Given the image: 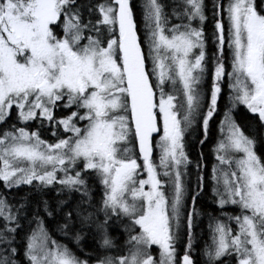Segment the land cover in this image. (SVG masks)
Instances as JSON below:
<instances>
[{
	"label": "snow or ice",
	"instance_id": "6c2138e0",
	"mask_svg": "<svg viewBox=\"0 0 264 264\" xmlns=\"http://www.w3.org/2000/svg\"><path fill=\"white\" fill-rule=\"evenodd\" d=\"M181 3L182 10L178 5L172 11L180 22L169 27L157 0H146V58L138 43L129 0H110L95 7L82 0H0V123H6L14 107L22 124L38 119L41 125L49 122L54 136L57 126L71 133L67 139L46 143L37 132L29 133L23 127L13 125L15 131H4L0 136V181L9 189L35 182L37 186L58 184L69 192H81L83 174L95 171L104 189L96 213L85 215L77 204L64 211L65 222L58 230L67 235L64 230L75 213L83 224H94L100 248L107 250L115 247L107 233L110 218H126V253L102 255L96 264H177L175 241L182 226L185 192L180 166L188 164L183 133L200 107L194 85L205 73L204 33L193 22L198 20L202 25L206 20L203 0ZM215 7L217 14L225 13L228 20L232 70L225 71L222 59L214 61L210 104L203 115V126L207 130L217 109L219 82L225 75L234 93L230 96L233 107L239 102L264 123V14L258 13L254 0H229L226 6ZM85 9L90 14L87 19ZM95 12L99 16L93 21L91 15ZM215 29L222 57L225 37L220 20ZM166 85L174 91H167ZM181 89L184 99L178 102L175 93ZM59 107L71 111L57 121L54 112ZM78 120L87 123L81 128ZM160 122L163 135L157 147L162 149L159 167L163 171L158 172L151 159V140ZM225 124L227 143L221 142L215 151L220 164L229 168L221 169L220 174L213 168L214 184H223V191L214 187L213 194L219 206L236 205L239 213L229 217L236 224L235 231L216 223L213 248H206L203 254L208 264H217L225 256H234L235 264H264V161L254 152L253 139L227 112L222 130ZM133 129L147 173V179L138 181L137 159L120 155L131 151L126 145ZM118 142L125 147L119 148ZM79 162L82 168L77 167ZM160 176L168 178L170 193L164 191L165 182ZM81 195L88 196L87 188ZM100 213L103 220L98 218ZM0 219L4 222L0 244L8 246L0 248V264H17V251L4 235L16 231L11 226L17 224L16 214L4 199H0ZM192 223L193 214L189 212V242L181 264H194L190 257ZM80 238L77 233V243ZM50 239L38 221L24 251L29 264H88L66 246L54 240L49 243ZM153 245L159 250V259L151 251Z\"/></svg>",
	"mask_w": 264,
	"mask_h": 264
},
{
	"label": "trees",
	"instance_id": "16d2710c",
	"mask_svg": "<svg viewBox=\"0 0 264 264\" xmlns=\"http://www.w3.org/2000/svg\"><path fill=\"white\" fill-rule=\"evenodd\" d=\"M108 1L110 0H82L83 3L91 4L93 7L96 4ZM131 1L134 10L140 6L141 1L140 3H138L139 0ZM158 1L164 7L170 6L169 3H166L167 0ZM216 4L221 3H219V0L203 1V12L206 17V20L202 24L205 43V59L203 61L205 66L203 77L205 88L204 113L208 111V99L211 95L214 61L222 59L225 71L230 72L232 60L228 44L225 43L223 45V56L221 57L218 45L215 42L218 38L215 29L216 21L220 20L222 22L223 34L225 33L224 30H227L229 26L227 19L223 18L224 13L220 12V14H217L219 10L215 7ZM261 4V0H255V7L259 14H263ZM133 14L139 42L143 54L147 58L146 46L143 40V29H141L143 27L141 23L144 13L135 10ZM89 15L87 9H85V18L87 19ZM98 16L99 13L95 12L91 15V18L95 21ZM166 16L169 18L170 14ZM193 24L195 23L193 22ZM57 33L60 35L61 30L57 29ZM219 86L221 92L218 94L217 109L209 120L207 130L202 125L197 135L191 138L186 135L184 139L189 163L185 167L186 174L183 180L185 188L184 204L186 208L184 210L185 218L182 219L181 234L178 237V243H176L177 264H180V258L185 254V248L189 242L187 226V214L189 212L193 214L190 257L193 259L194 264H208V260L203 253L206 248L211 249L214 225L218 221H223L226 217L235 216L233 207L219 206L217 197L213 194V188L216 187L212 179L213 168L216 164L214 149L217 144L220 123L225 113L229 110V81L227 75L222 77ZM68 112L69 110L63 107H59L58 109L60 118H63ZM231 115L235 124L241 128L242 132L253 139L254 151L258 158L264 161V124L259 121L257 115L249 113L242 106L235 107L231 111ZM13 125L16 128L23 127L34 131L37 129L42 136V129L38 126L37 120H32L26 125L20 123L15 108L11 110L6 123L0 125V132L3 130L15 131ZM202 140L203 143H201ZM135 153L136 155L139 154L136 148ZM83 178L85 179V185L82 187L81 192L84 188H87L88 196L86 197L82 196L81 192H69L66 189H62V186L58 184L45 187L42 185L37 186L33 182L32 185H20L9 189L5 188L3 182L0 181V199L6 200L11 206L13 213L16 214L17 224L11 225L15 227L16 231L14 233H4V235L12 240L11 247H14L17 251V255L14 257L17 264H29L24 256V251L27 238L36 229L38 221L42 222L51 241L54 240L66 246L76 257L81 260H87L88 264L96 263L102 255H123L126 253L129 246L126 244L128 233L125 231V226L128 224V221L124 217L118 218L113 216L110 218L106 226L107 233L115 247L107 250L100 248L98 243L100 236L94 224H83L76 217L75 213L72 215L73 222L64 230L67 232V235L58 230V226L65 222L64 211H67L69 208H74L79 204L86 215L88 212L96 213L97 208L100 206L104 189L98 182L97 176L94 172L87 171L83 174ZM194 196L195 200H193ZM81 201L85 202L81 203ZM45 204L48 207L47 212L45 211ZM49 212L52 213L51 216H49ZM95 218L97 217L94 216L93 219ZM98 218L103 220V213H100ZM120 219H123L122 226L117 222ZM116 222L119 224L120 229L116 227L118 226L115 224ZM3 224V220L0 219V229H3ZM77 233L81 237L78 243L75 240ZM6 247L8 246L0 244V248ZM217 264H235V258L234 256H225Z\"/></svg>",
	"mask_w": 264,
	"mask_h": 264
},
{
	"label": "rangeland",
	"instance_id": "374dc122",
	"mask_svg": "<svg viewBox=\"0 0 264 264\" xmlns=\"http://www.w3.org/2000/svg\"><path fill=\"white\" fill-rule=\"evenodd\" d=\"M262 1V4H261V9H262V13L264 14V0H261ZM146 3V0H144V3H143V6H144V4ZM228 3H229V0H228ZM227 3V4H228ZM254 4H255V0H254ZM144 10V9H143ZM172 11H173V9L172 10H170V17L168 18V20H169V24H173V23H175V22H180V21H178L177 19H176V17L175 16H173L172 15ZM259 13V12H258ZM194 23L195 24H193V26L194 27H198V28H201L202 27V25L199 23V21L197 20V21H194ZM143 24V27L141 28V29H143V40H144V43H145V46H146V53H147V57H148V52H149V48H148V44L146 43V40H147V36H148V28L146 27V24H145V19H144V16L142 17V23H141V25ZM202 29V28H201ZM60 35L62 36V31H61V33H60ZM93 35H95V33H93ZM216 35H218V33L216 34ZM104 36L106 37L107 36V33L105 32L104 33ZM217 42V41H216ZM105 46H106V40H105ZM195 52H197V54H198V49H196V50H194ZM148 66H149V68H151V61H148ZM231 69L230 70H232V67H230ZM213 74H214V71H213ZM203 77H204V74H203ZM153 84H155V81H153ZM194 87L197 89V91H198V93H199V95H200V107H199V109L197 110V112L196 113H194V115H193V120H192V124H191V126L190 127H188L185 131H184V133H183V143H184V151H185V155H186V157H187V159H188V156H187V153H186V145H185V137H186V135H188V137L190 136V138L191 137H194L195 135H197V133H198V131H199V129H200V127L203 125V115L204 114H206V113H204V101H205V88H204V82H203V79L201 80V82L199 83V84H196V85H194ZM176 88L177 89H179L180 88V86L177 84L176 85ZM166 89H167V91H172V89H173V87L171 86V85H166ZM175 94H177L178 95V92H176ZM229 94H230V96L231 95H234V93H232L231 92V89L229 88ZM210 98H211V95H210V97H209V99H208V107H209V104H210ZM156 99H157V103H158V100H159V93L157 92V94H156ZM183 94H182V89L179 91V96H178V102L179 101H183ZM229 103V110H228V114H229V116L231 117V119H232V121L234 122V120H233V118H232V115H231V111L235 108V107H237V106H242L246 111H248V109L244 106V105H242V104H239V102H236V104H235V106L233 107V103H232V101L230 100V98H229V101H228ZM14 108V107H13ZM12 110V109H11ZM11 110H10V112H11ZM158 110V109H157ZM81 111H83V110H81ZM249 112V111H248ZM249 113H251V112H249ZM69 114V113H68ZM67 114V115H68ZM251 114H253V113H251ZM129 115H130V113H129ZM255 115V114H254ZM61 119V118H60ZM225 120V116L223 117V120L222 121H224ZM29 122H31V121H29ZM29 122H27V123H29ZM26 123V124H27ZM77 123V126L78 127H84V125L87 123H85L84 121H77L76 122ZM235 123V122H234ZM2 123H0V125H1ZM25 124V125H26ZM44 137L43 136H41V134H39V132L37 131V129H35V131L34 130H29V129H25L26 131H28L29 133H31V132H37L38 133V135H39V138L41 139V140H44L46 143H55V142H57L58 141V139H67L69 136H71V133H66V132H64V130H63V127L62 126H57L56 127V129H55V131H56V135L54 136L53 135V128L52 127H50L49 126V122L48 121H44ZM80 124H82V125H80ZM264 124V123H263ZM4 131H7V130H3V131H1L0 132V136H2V134H3V132ZM163 135V130H162V132L161 133H159V134H157V136H155L154 137V139H153V143H152V149H153V152H152V156H151V159H152V161L154 162V164L156 165V167H157V171L158 172H160V171H163L162 169H160V167H159V164H160V155H161V152H162V149L161 148H159V147H157V141H159L160 140V137ZM226 137H227V126H226V124L223 126V130H222V122L220 123V126H219V132H218V137H217V144H216V146H215V149H217V147H218V145L221 143V142H224V143H227V140H226ZM130 139V142L126 145L129 149H131V151H129L127 154H124L123 152H121L120 153V155H126V156H129V157H132V158H135V159H137V163H138V165L140 166L138 169H137V181L140 179V178H143V179H147V173L146 172H144L143 171V160L142 159H140V155L138 154V155H136V153H135V148L137 149V151H138V145H137V142H136V140H135V136H134V129H133V135L129 138ZM117 146L119 147V148H121V149H123V147H125V145L122 143V142H118V144H117ZM214 149V150H215ZM253 150H254V147H253ZM255 152V151H254ZM139 153V152H138ZM222 154H226V153H222ZM216 155H217V153H216V151H215V157H216ZM234 155H239V154H235L234 153ZM188 163H189V160H188ZM79 164H80V166H79ZM82 162H79L78 163V165H77V167H79V168H82ZM185 165H181L180 166V172H181V174H182V178H183V180L185 179V174H186V169H185ZM214 167H216L217 168V170H218V174H220V170L221 169H223V170H228V168H229V166L227 165V164H224V165H221L220 164V161L219 160H217L216 159V164H215V166ZM233 167H235V165H233ZM88 171H90V172H94L95 173V171H93V170H88ZM59 175H62V173H60ZM95 175L97 176V174L95 173ZM97 178H98V181H99V183H100V179H99V177L97 176ZM163 182H165V189H164V191L166 192V194L167 193H170V188H169V186H168V183H167V181H168V178L167 177H164V176H160L159 177ZM101 184V183H100ZM101 186L103 187V185L101 184ZM139 185H138V183H137V187H138ZM216 187H218L219 188V190L220 191H223V184L221 183L220 185H216ZM145 190L147 191L148 190V187L147 186H145ZM169 198H170V195H169ZM217 200H218V198H217ZM223 207H228V208H232L233 207V209H234V215H236V214H238L239 213V208L236 206V205H232V204H225ZM185 208H186V206H185V204H184V206H183V209H182V219H184L185 218V212H184V210H185ZM122 220L123 219H120L119 221H117L118 223H120L121 225L120 226H122ZM183 221V220H182ZM115 223L116 225H118V226H116L118 229H120L119 228V224L118 223ZM218 222H220V223H223V224H225L227 227H230V228H232L233 229V231H235L236 230V224H235V222H234V220H230L229 219V217L227 218H224V220L223 221H218ZM216 225V224H215ZM215 225H214V228H215ZM122 228V227H121ZM137 231H138V229H137ZM180 234H181V228H180V230H179V235H178V237L180 236ZM213 236H214V229H213ZM49 243H51V240L49 241ZM176 243H178V239L175 241V248H176ZM213 248V240H212V244H211V249ZM151 251H152V253H153V255L157 258V259H159V250H158V248L156 247V246H152V249H151ZM176 255V254H175ZM182 258V257H181ZM181 258H180V264H181ZM235 258V257H234ZM92 264H96V263H92Z\"/></svg>",
	"mask_w": 264,
	"mask_h": 264
},
{
	"label": "flooded vegetation",
	"instance_id": "af4514ba",
	"mask_svg": "<svg viewBox=\"0 0 264 264\" xmlns=\"http://www.w3.org/2000/svg\"><path fill=\"white\" fill-rule=\"evenodd\" d=\"M140 1H141V3H140ZM204 1V0H203ZM108 2H110V1H108ZM108 2H105V3H108ZM157 2L162 6V11L164 12V14L165 15H167V14H171L170 13V10H172L174 7H177L178 5L180 6L179 8H178V10H182V7H183V5H182V3H181V0H167L166 1V3H169L170 4V6L169 7H164L163 6V4L161 3V2H159L158 0H157ZM104 3V2H103ZM129 3H130V7H131V9H132V11H133V13H134V11L136 10V11H140L141 13H144V7H143V3H144V0H139V2L138 3H140V6H138L137 8H135V10H134V7H133V4H132V1L131 0H129ZM165 3V4H166ZM219 3H221V5H224V6H226L227 5V3H228V0H219ZM172 6V7H171ZM223 18L224 19H227L226 18V14L224 13V15H223ZM221 19V18H220ZM228 21V20H227ZM185 22H187L186 20H185ZM175 23H179V22H175ZM169 27L171 26V25H168ZM202 28V27H201ZM225 31V33L223 34L224 35V37H225V43L227 44V36H228V29L227 30H224ZM216 34H217V32H216ZM217 37H219V33H218V35H217ZM217 41V42H216ZM215 42H216V44L218 45L219 44V39L217 38V40H216ZM231 71V70H230ZM228 77V76H227ZM229 89V88H228ZM172 91H174V89H172ZM177 96H179V92H178V95ZM229 98H230V94H229ZM157 100V99H156ZM58 109L59 108H57L56 109V111L54 112V116H55V119L58 121L59 119H60V117H59V115H58ZM69 110V112L68 113H70V109H68ZM67 115V114H66ZM65 115V116H66ZM157 115H158V110H157ZM85 123H86V121H84ZM37 123H38V126L39 127H41V129H42V136L44 137V122H43V125H41V123L39 122V120L37 119ZM80 125H82V124H80ZM82 128V127H81ZM162 130H163V124H162V122H160V126H159V131H158V133L157 134H159V133H161L162 132ZM157 136V135H156ZM155 137V136H154ZM154 137H152V140H151V142L153 143V139H154ZM139 155H140V153H139ZM98 179V178H97ZM99 182V181H98Z\"/></svg>",
	"mask_w": 264,
	"mask_h": 264
},
{
	"label": "water",
	"instance_id": "95a60500",
	"mask_svg": "<svg viewBox=\"0 0 264 264\" xmlns=\"http://www.w3.org/2000/svg\"><path fill=\"white\" fill-rule=\"evenodd\" d=\"M137 38H138V35H137ZM138 43H140V42H139V38H138ZM142 52H143V51H142ZM157 133H158V132L153 133V134H152V137L155 136V135H157ZM138 151H139V146H138Z\"/></svg>",
	"mask_w": 264,
	"mask_h": 264
}]
</instances>
